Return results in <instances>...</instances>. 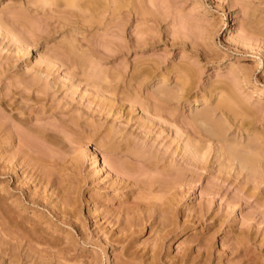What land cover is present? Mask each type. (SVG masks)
<instances>
[{"label": "rangeland", "instance_id": "obj_1", "mask_svg": "<svg viewBox=\"0 0 264 264\" xmlns=\"http://www.w3.org/2000/svg\"><path fill=\"white\" fill-rule=\"evenodd\" d=\"M68 4L0 0V264H264V0Z\"/></svg>", "mask_w": 264, "mask_h": 264}, {"label": "bare ground", "instance_id": "obj_2", "mask_svg": "<svg viewBox=\"0 0 264 264\" xmlns=\"http://www.w3.org/2000/svg\"><path fill=\"white\" fill-rule=\"evenodd\" d=\"M74 1L75 0H67V2L72 6L73 4H74ZM68 4V5H69ZM75 5V4H74ZM260 89V88H259ZM262 91H264V89H261V92ZM263 94H264V92H263ZM214 95H215V89L214 90H212L209 94H208V98H207V101H209V100H211V99H214ZM217 97V96H216ZM232 99H233V97H232ZM191 101H195V98L193 99V100H191ZM224 105H225V107H226V109L228 108L230 111H234V113H236V114H238V112H240L241 110H242V104H240V103H238L237 102V100L236 99H233L232 100V103H229V101L228 100H226V101H224ZM241 113V112H240ZM238 116H240V114L238 115ZM237 116V117H238ZM205 125V124H204ZM203 125V126H204ZM205 127V128H204ZM203 127V129L206 131V133L207 134H209V136H211V137H215L216 138V140H218V139H222L223 138V129L220 127V126H218V125H215V126H212V127H208V126H204ZM214 138V139H215ZM223 139H225V138H223ZM219 140V141H220ZM222 142H223V140H222ZM232 147V146H231ZM229 148V153L233 156V158H235L236 160H238V162L243 166V167H253V165H256L255 164V162L256 161H258L257 159H259V156L257 155V159H255V154H254V152H252V151H250V152H252V153H248V155L246 154L247 152H241L240 150H237V148L234 146V147H232V148ZM236 148V150H234V149ZM249 151V150H248ZM240 152V153H239ZM245 153V154H244ZM230 156V155H229ZM232 158V157H231ZM232 158V159H233ZM234 159V160H235ZM256 160V161H255ZM239 164V165H240ZM105 262L107 263V257H106V259H105Z\"/></svg>", "mask_w": 264, "mask_h": 264}]
</instances>
